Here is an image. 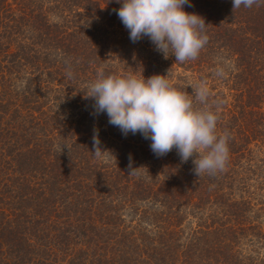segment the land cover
Here are the masks:
<instances>
[{"label":"trees","instance_id":"obj_1","mask_svg":"<svg viewBox=\"0 0 264 264\" xmlns=\"http://www.w3.org/2000/svg\"><path fill=\"white\" fill-rule=\"evenodd\" d=\"M189 2L208 42L175 63L129 39L115 0H0V264H264V4ZM99 70L166 76L194 104L205 82L224 169L197 177L95 114Z\"/></svg>","mask_w":264,"mask_h":264},{"label":"clouds","instance_id":"obj_2","mask_svg":"<svg viewBox=\"0 0 264 264\" xmlns=\"http://www.w3.org/2000/svg\"><path fill=\"white\" fill-rule=\"evenodd\" d=\"M115 2L120 7L114 11L128 30L129 39L136 43L147 37L165 59L174 56L175 63L195 60L208 42L204 19L184 11L185 5L192 6L189 0ZM261 4L264 0H232L233 9ZM68 76H72L70 71ZM193 95L196 104L186 92L174 88L166 76L145 79L142 74L137 78L134 74H106L103 70L97 72L84 92V98L93 101L95 114H106L108 123L124 136L140 133L151 141L150 149L157 157L175 148L181 163L192 159V171L197 177L214 175L226 165L229 134L227 130L217 134L218 115L209 103L206 83H198ZM92 140L91 153L96 158L109 153L102 150L98 132ZM140 168L133 167L129 156V175L138 174Z\"/></svg>","mask_w":264,"mask_h":264}]
</instances>
